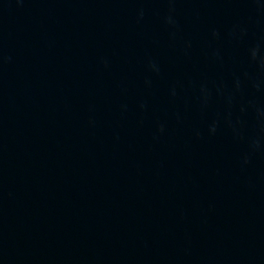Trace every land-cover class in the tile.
Here are the masks:
<instances>
[{
	"label": "water",
	"instance_id": "water-1",
	"mask_svg": "<svg viewBox=\"0 0 264 264\" xmlns=\"http://www.w3.org/2000/svg\"><path fill=\"white\" fill-rule=\"evenodd\" d=\"M0 264H264V0H0Z\"/></svg>",
	"mask_w": 264,
	"mask_h": 264
}]
</instances>
